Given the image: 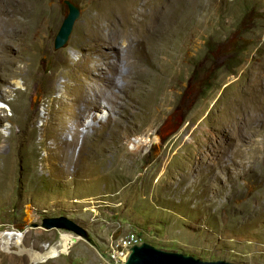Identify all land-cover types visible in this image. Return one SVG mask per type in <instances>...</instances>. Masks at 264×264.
<instances>
[{
    "label": "rangeland",
    "instance_id": "374dc122",
    "mask_svg": "<svg viewBox=\"0 0 264 264\" xmlns=\"http://www.w3.org/2000/svg\"><path fill=\"white\" fill-rule=\"evenodd\" d=\"M62 1L0 0V235L23 233L0 264H109L105 243L130 230L264 264V0H71L54 49ZM59 215L89 241L40 226ZM65 233L66 253L34 263Z\"/></svg>",
    "mask_w": 264,
    "mask_h": 264
},
{
    "label": "water",
    "instance_id": "95a60500",
    "mask_svg": "<svg viewBox=\"0 0 264 264\" xmlns=\"http://www.w3.org/2000/svg\"><path fill=\"white\" fill-rule=\"evenodd\" d=\"M62 4L65 9L64 18L59 30L54 38L53 47L59 49L67 44L69 36L72 32L74 23L80 17L79 5L71 0H63ZM40 226L47 230L59 229L73 232L78 237H82L89 241L86 229L78 222L64 215L44 217ZM123 264H247L233 263L225 260H201L190 255L179 252L166 251L159 249L147 242L135 245L131 248V252L127 260Z\"/></svg>",
    "mask_w": 264,
    "mask_h": 264
},
{
    "label": "bare ground",
    "instance_id": "6f19581e",
    "mask_svg": "<svg viewBox=\"0 0 264 264\" xmlns=\"http://www.w3.org/2000/svg\"><path fill=\"white\" fill-rule=\"evenodd\" d=\"M135 2V1H134ZM112 15V14H110ZM88 28V27H87ZM98 61V60H96ZM95 63V62H94ZM163 65V64H162ZM100 66L101 65H98V64H93V65H88L86 66V68L84 69V72L88 73V74H93L95 71L94 70H99L100 69ZM164 73V72H163ZM167 77V76H166ZM169 78V77H168ZM103 79H105L109 85H113V81L110 79V77L107 75V76H103ZM172 79V78H171ZM161 80V79H160ZM165 80V79H164ZM169 80V79H168ZM167 81V80H165ZM161 82V81H160ZM15 83L17 85H15ZM20 81H17V82H14L13 85L15 87V91L18 92L20 90ZM157 84V83H156ZM152 85V84H151ZM164 85V84H163ZM117 89H119V86H116ZM156 87V86H155ZM86 91L87 89H84L82 94H83V97H84V101H86V104L88 107H92V108H96V107H99L101 106V98H102V94H97L95 93L94 94V97L91 99V100H86L85 99V96H86ZM22 94V92H18V97ZM161 97V96H160ZM107 99V98H106ZM142 101V100H141ZM168 102V101H167ZM158 105V104H157ZM9 106V105H8ZM158 107V106H157ZM10 110L13 112V107L12 106H9ZM16 108V106H15ZM18 110H20L19 106L17 108ZM14 114V113H12ZM11 121V120H10ZM12 126V122H10V128ZM77 130L74 131V133H76ZM73 133V132H72ZM155 140H157V138H155ZM148 144V138L147 137H142V138H139V139H136L133 141V147L134 148H139L140 146L142 145H147ZM65 235H68L66 236V239L68 241V243H64L63 244V247H64V250H62V252H60V250L58 248H56V246L58 245H61L62 244V241L60 240L58 243H55L53 244V246H47V248L43 251L44 253H41L38 255V254H34V253H31L30 251V255H32V259L34 261V263L36 262H39V261H45L49 258H53V257H57V255L59 253H66V248L67 247H70L74 241L78 238V237H74V236H71L70 234L68 233H65ZM22 237H23V233H20V232H16V231H5L3 232L1 235H0V242L2 244H9L10 241H12L14 244L16 245H19L21 244V241H22ZM139 237H137V241H139L138 239ZM51 247V249H50ZM62 248V245L60 246ZM47 250H50L48 252H46Z\"/></svg>",
    "mask_w": 264,
    "mask_h": 264
},
{
    "label": "built area",
    "instance_id": "2783aa9c",
    "mask_svg": "<svg viewBox=\"0 0 264 264\" xmlns=\"http://www.w3.org/2000/svg\"><path fill=\"white\" fill-rule=\"evenodd\" d=\"M141 243L143 242L137 241V237H135L133 230L118 237L115 236V238L111 235L107 243H105L112 244V251H105V255L109 259V264H123L127 260L131 248Z\"/></svg>",
    "mask_w": 264,
    "mask_h": 264
},
{
    "label": "clouds",
    "instance_id": "9594fccd",
    "mask_svg": "<svg viewBox=\"0 0 264 264\" xmlns=\"http://www.w3.org/2000/svg\"><path fill=\"white\" fill-rule=\"evenodd\" d=\"M59 230V229H58Z\"/></svg>",
    "mask_w": 264,
    "mask_h": 264
}]
</instances>
